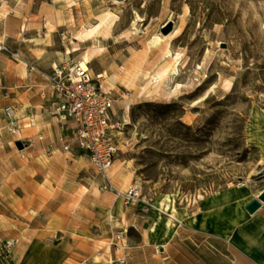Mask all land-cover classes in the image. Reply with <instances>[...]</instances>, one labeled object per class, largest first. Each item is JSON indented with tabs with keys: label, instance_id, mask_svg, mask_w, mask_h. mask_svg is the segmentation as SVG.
Instances as JSON below:
<instances>
[{
	"label": "rangeland",
	"instance_id": "obj_1",
	"mask_svg": "<svg viewBox=\"0 0 264 264\" xmlns=\"http://www.w3.org/2000/svg\"><path fill=\"white\" fill-rule=\"evenodd\" d=\"M108 11L118 20L111 38H100L103 49L89 69L104 73L103 88L114 99L110 124L119 149L109 176L120 172L111 181L116 190L101 188V175L82 153L54 164L38 159L35 145H41L30 140L37 139V126L20 121V132L12 134L0 108V214L23 222L0 217V264H17L15 252L39 229L47 232L45 244L69 251L120 248L121 258V247L156 245L157 253L160 229L164 235L174 227L167 224L172 209L160 200L173 198L174 209L184 204L185 210L211 196L230 203L235 214L262 189L261 148L246 133L264 134V0H0V41L11 50L10 40L21 39L39 14L63 55L82 26ZM176 29L180 34L169 46L181 55L179 72L168 85L153 87L152 74L167 61L163 47L151 49L148 42ZM123 31L129 36L121 37ZM77 44L81 49L70 53L76 59L94 43ZM135 181L141 194L134 222L125 215L107 229L93 222L91 201ZM81 185L88 188L84 195ZM63 191L76 199L66 201ZM81 196L85 202L76 206ZM115 196L126 210L121 195ZM120 229L126 230L123 238L111 244Z\"/></svg>",
	"mask_w": 264,
	"mask_h": 264
},
{
	"label": "crops",
	"instance_id": "obj_2",
	"mask_svg": "<svg viewBox=\"0 0 264 264\" xmlns=\"http://www.w3.org/2000/svg\"><path fill=\"white\" fill-rule=\"evenodd\" d=\"M40 16L38 14L28 21L27 29L24 33L20 32L21 39L14 37L10 40L14 43L11 50L18 51L20 59L0 52V108L2 110L5 105H12L16 114L21 111L22 114L17 118L22 122L28 113L36 115V133L41 134L43 140L30 139L41 145H35L37 150L34 154L39 155L38 159L44 156L54 164L70 159L68 154L79 152L56 150L49 155H42L46 153L44 145L54 141L59 134L58 124L49 119L47 113L53 100L48 77L51 64L61 59L62 52L59 43L49 38L46 30L40 26ZM38 113H41V117H38ZM246 140L261 148L264 166V134L254 135L249 131ZM263 190L264 184L260 192ZM84 194L81 192V195ZM115 195L105 190L100 194L101 198L89 203L95 218L93 222L104 225V229L113 226L121 215H125L129 222H134L137 216L134 208L137 204L128 205L124 210ZM84 202L85 197L81 196L76 206L82 207ZM175 203L177 205V201ZM183 205L180 210L175 206L178 217H175L174 227L168 228L164 235L163 229H160L157 253L154 250L156 245L121 247L122 257L119 258L120 248H106L110 261L98 262L94 261V257L102 251L91 245L83 252L47 245L43 241L47 232L39 229L22 251L15 252V261L17 264H264V201L252 213H248L245 205H242L244 214L240 209L232 214L230 203L211 196L199 199L196 204L193 201L190 205L187 203L185 210ZM35 243L38 258L35 263H27V255Z\"/></svg>",
	"mask_w": 264,
	"mask_h": 264
},
{
	"label": "built area",
	"instance_id": "obj_3",
	"mask_svg": "<svg viewBox=\"0 0 264 264\" xmlns=\"http://www.w3.org/2000/svg\"><path fill=\"white\" fill-rule=\"evenodd\" d=\"M0 52L9 53L14 59L21 58L18 51H11L2 41ZM48 79L53 100L47 108V113L49 119L58 124L59 134L54 141L44 145L45 152L51 154L61 150L65 153L77 151L84 154L94 171L101 175V188L115 189L109 172L119 148L110 124L114 99L110 92L103 88L104 73L92 75L85 62L80 58L70 57L65 51L58 62L51 64ZM2 115L7 119L8 131L18 134L21 124L14 107L5 105ZM24 120L27 122L23 123L22 127H30L36 122V115L28 113ZM37 138L39 141L43 140L41 134H38ZM26 142L29 143L30 140ZM140 194L141 184L135 181L120 195L125 205H134ZM125 231L120 229L115 232L110 243L117 245Z\"/></svg>",
	"mask_w": 264,
	"mask_h": 264
},
{
	"label": "bare ground",
	"instance_id": "obj_4",
	"mask_svg": "<svg viewBox=\"0 0 264 264\" xmlns=\"http://www.w3.org/2000/svg\"><path fill=\"white\" fill-rule=\"evenodd\" d=\"M71 19L74 20V17L71 16ZM95 19H96L95 23L89 25L88 27L82 26V28L75 33L71 41L72 43H75L74 46L70 49H66V51L70 54L72 52H76L81 49V47L77 44V42L85 43L90 40L93 41L94 44L90 46L88 49H86L85 51H83V53L80 56V59L86 63V66H88V68H90L89 63H91L93 59L97 58V56H99V52H101V50L103 49L100 44V38H103V39L111 38V32L118 20V15L111 11H108V12H105L99 15ZM134 23L135 21H133V24ZM180 31L181 30L176 29L174 32L169 34L168 38L166 39L162 36L155 35L148 42V48L155 49V48L163 47L161 55H163V58L166 59L165 61H167L164 64H162L154 74H152L150 81H151V84H153V87H157L164 83L168 85L170 82L173 81L174 75H177L179 72V64L181 62V55L179 52H173L169 44L172 39L179 36ZM128 36H129V31H123L121 33V37L126 38ZM95 43H98V45H96ZM110 79L113 80L114 77H111ZM229 85H230V82L227 81L225 83V86H227L228 88ZM176 86H180V84L177 83ZM174 90H177V88L175 87ZM209 90L204 94L203 98L208 95ZM38 117H41V113H38ZM118 175H120L119 171H117V173H114L113 176H111V180H114ZM80 189H81L80 190L81 192H86L88 188L85 185H81ZM121 192H122L121 190L117 189L116 195L119 196ZM63 193H64L63 197H66L65 199L68 201H72L76 197L75 194L69 191H64ZM166 200L167 199H162L160 200V203L164 207L169 206V208L172 209L171 213H169L167 224L169 226H174L175 225V215H174L175 209L173 207L174 199L169 198L167 200L169 201V205L165 204V202H167ZM239 209H240V212L244 214V209L242 205H239ZM0 217H5L6 220L10 221L13 224L23 223L22 221L18 219H13L3 214H0ZM36 246H37V243H35L32 246L30 253L27 255V259H26L27 263H35V260L38 258ZM94 261L109 262L110 256H109L108 251L106 249L102 250L100 255H95Z\"/></svg>",
	"mask_w": 264,
	"mask_h": 264
},
{
	"label": "water",
	"instance_id": "obj_5",
	"mask_svg": "<svg viewBox=\"0 0 264 264\" xmlns=\"http://www.w3.org/2000/svg\"><path fill=\"white\" fill-rule=\"evenodd\" d=\"M15 144L19 149L23 147V143L20 140L15 141ZM262 201H264V190L258 194L257 198L252 199L245 205L246 211L248 213L254 212L260 206Z\"/></svg>",
	"mask_w": 264,
	"mask_h": 264
}]
</instances>
